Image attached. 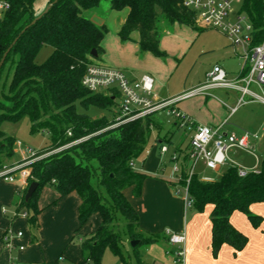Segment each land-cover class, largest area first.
I'll return each instance as SVG.
<instances>
[{
	"label": "trees",
	"instance_id": "trees-1",
	"mask_svg": "<svg viewBox=\"0 0 264 264\" xmlns=\"http://www.w3.org/2000/svg\"><path fill=\"white\" fill-rule=\"evenodd\" d=\"M0 1L9 5L0 15V61L17 39L0 69V122L28 118L33 133L48 132L51 144L36 157L68 146L29 166L30 184L37 182L38 188L28 201V188L25 189L18 210L27 213L28 225L35 230L41 213L38 199L45 187L53 188L58 198L76 193L81 199L79 228L94 214L101 218L99 227L82 242V259L77 264H100L106 250L121 264H128L126 243L136 240L139 243L132 247L133 255L137 264H145L139 247L156 243L160 237L140 232L138 213L124 191L131 189L134 197L141 196L148 175L136 171L133 160L144 153L152 130L160 131L162 122L158 115H151L110 128L115 116L93 119L79 111L91 106L110 110L119 105L117 92L92 93L82 85L87 67L101 59V42L108 33L106 26L95 25L82 16V11L96 8L102 0H48V5L52 4L49 12L32 26L29 25L41 14L34 9L36 0ZM110 4L112 10L129 11L118 33L121 41H132V35L138 34L140 51L157 58L167 57L159 47L160 19L169 26L203 30L197 26L195 12L184 6V0H110ZM243 10L261 36L264 1L243 0ZM43 45L51 46L53 52L38 65L35 58ZM92 50L96 58L91 56ZM156 141L159 151L171 143L167 135L157 136ZM15 142L0 130V171L12 158ZM188 161L189 154L181 165V178L174 185L185 186ZM188 192L197 211H203L208 204L214 207L213 253L217 254L224 244L241 251L248 238L231 225L230 216L235 211L242 212L255 228L264 221L262 216L250 212L252 204L264 203V155L257 173L242 178L237 167H229L214 182H203L193 175Z\"/></svg>",
	"mask_w": 264,
	"mask_h": 264
},
{
	"label": "crops",
	"instance_id": "crops-1",
	"mask_svg": "<svg viewBox=\"0 0 264 264\" xmlns=\"http://www.w3.org/2000/svg\"><path fill=\"white\" fill-rule=\"evenodd\" d=\"M128 13L129 11L120 18L121 20H118L119 25L113 33L117 35L116 50L118 52L122 51L118 56V58H121L117 62H112L113 65H105L102 60L103 55L101 57V65L123 70V67L128 64V70L126 69L124 72L132 83L139 82L146 75L154 79L157 88L155 92L152 90V98L165 100L176 97L175 95L179 93L170 94L168 92L167 95L166 93L162 95V92L158 88V85L162 83L165 73H167L165 64L168 59L157 58L151 53H142L138 45V34L132 35L134 45L131 50L128 48L129 45H127L129 41L123 42L118 36ZM90 21L97 26H106L105 23L100 21ZM106 46L108 45L105 37L101 42L104 52ZM126 50H129V52ZM134 50L138 56L136 64L132 61L126 63L122 60L125 53L134 52ZM160 50L165 51L164 49ZM235 55L239 58L236 52ZM141 66L143 67L141 68ZM206 78L203 83H205ZM234 93L238 97L237 93ZM208 98L205 97V99ZM205 99L202 96L188 99L179 103L178 108L195 125H219L225 119L224 113L213 116L207 109V101ZM260 123L261 125L264 124V120L260 121ZM255 145L256 143L254 144V149ZM160 155L159 147L156 146L147 153L142 163H133V168L136 171L148 175V178L143 183L141 196L134 197L131 189L124 191V196L138 213L140 232L145 235L159 236L166 233V231L184 234L185 258L183 264H264V221L255 228L244 213L235 211L230 216V223L248 238V242L241 251H235L230 245L224 244L217 254H214L212 251L211 222L213 205H206L203 211H197L193 206L186 207L183 197L178 195L174 190L177 186L174 185L177 183V180H171L172 178L166 177L163 171L161 173L163 162ZM203 168L205 169L204 166ZM19 174L20 176L17 173L14 174L15 178L13 181L0 179V264H10L13 259L19 261L20 264H49L56 261L59 257L64 258V264H77L81 262V244L85 238L92 235L99 227L101 224L100 216L94 214L86 225L79 228L78 208L81 204L79 196L76 193H71L63 198H58L55 190L52 191L50 188H44L38 199V207L41 209V213L38 216L37 235H32V230L28 225L27 219L12 217L13 211H19L21 197L26 188V180L20 172ZM195 175L198 177L196 172ZM202 178L209 177L208 175H204ZM202 178H199V180L202 181ZM212 182L214 181L212 180ZM2 208L8 210L6 215L2 214ZM189 208H193V212L190 218L185 221V210ZM250 212L264 218V203L252 204ZM7 230L23 233L22 238L13 239L14 247L10 250L5 249L1 241L3 234ZM78 234L81 236H78V244L76 245L74 239ZM163 240L167 244L169 243L168 237L165 236ZM18 245H22L24 250H18ZM167 250L168 248L165 250L166 258L163 261L151 260V264H176L174 257H171V261L169 253L166 252Z\"/></svg>",
	"mask_w": 264,
	"mask_h": 264
},
{
	"label": "rangeland",
	"instance_id": "rangeland-1",
	"mask_svg": "<svg viewBox=\"0 0 264 264\" xmlns=\"http://www.w3.org/2000/svg\"><path fill=\"white\" fill-rule=\"evenodd\" d=\"M47 6L48 0H36L34 3L36 13H42ZM127 12L128 9L122 11L112 10L110 0H102L96 8L82 11L83 17L89 20L105 23L106 27L109 29V32L105 36L108 46H106V49L104 48L105 52L103 51V54L101 55V57L104 55L102 60L105 65H113L112 62H117L118 59L121 58H118V56L122 51L118 52L116 50L117 35L113 33L119 25L118 20L126 15ZM197 26L202 28L199 24ZM158 29L160 34L159 47L160 49L165 50L164 52L167 54L166 59H168L165 64L167 73H165L162 83L158 85L162 95H164V93L167 95L168 92L170 94H181L196 88L203 83L215 65L221 66L227 73L228 79L231 80L236 78L242 68L243 61L235 55V52L241 54V47H232L229 39L216 29L202 28L203 30L199 32L177 24L169 26L163 19H160ZM128 43L129 44L127 45H129V47H127L131 50L134 43L133 41H129ZM126 51L129 52V50ZM52 52L53 48L51 46L43 45L35 58L36 64H43ZM137 57V52L134 50V52L125 53L122 60L126 63L132 61L136 64L138 62ZM97 63L102 64L101 59ZM127 65L123 67V71L126 69L128 70ZM142 67L143 66H141V68ZM136 73L139 74L138 71H136ZM156 88L157 85L154 83L152 89L153 92H155ZM210 94L212 97H209L208 99H205L204 97L207 101V109L213 116H218L219 113H224V117L227 120V126L225 127L226 131H234L237 134L245 132L257 133L259 140L256 142L254 150H243L237 147L231 148L227 154V161L225 164L219 166L214 172L205 170L202 163H199L195 170L196 174L199 178L208 175L211 180L217 181L223 176L229 167L242 168L248 173L257 172L260 167L259 161L264 155V124L261 125L260 123V121L264 120V105L258 103L245 105L239 108L231 117H228V109L232 108L236 103V94L233 91L225 90H213ZM116 103L119 104V99ZM117 108V105H115V107H112L110 110H101L91 106L86 110L80 109L79 111L90 115L93 119L102 116L112 118L113 116H116ZM157 119L162 122V129L160 131L152 130L144 153L134 159L133 163H142L147 153L154 147L158 146L156 141L157 136L164 137L167 135L168 138H170L171 143L168 147V153L160 155L163 162L161 173L162 171L165 172L164 175L172 178L171 180L177 179L179 172H176L174 169H180L184 157L189 154V144L193 133L188 128L180 126V122H178L173 116H166L163 114L162 116L158 115ZM0 130L7 137H12L16 141L13 156L10 160L6 161V167L4 169L9 170L18 167L21 165L20 162L26 160L24 164L22 163L23 166L17 170L18 172L15 173H17L18 176H20L19 172L25 174V177H23L26 180L25 189H27L31 185V170L29 169V166L34 161L41 159L36 156H34L35 159L30 158L29 152L32 151L34 154H37L39 151L49 146L51 144V136L46 131L33 133L28 118H22L17 122L2 120L0 122ZM47 156L49 155L44 157ZM50 189L54 191L53 188ZM174 190L176 191V189ZM192 212L193 208L185 210V221L190 218ZM31 234L36 236L37 229L32 230ZM79 235L80 234L76 235L74 239L76 245L78 244L77 239ZM146 236L150 235L147 234ZM165 236L167 237L166 233L160 235L157 243L141 245L139 247L144 263L151 264V260L163 261L164 258H166L165 250L167 248L168 250L166 252L169 253V257L172 261L171 257H174V249L169 243L167 244L163 240ZM126 249L128 250L129 255L126 257L128 264H137L132 252L131 244L126 243ZM100 264H121V262L109 250H106Z\"/></svg>",
	"mask_w": 264,
	"mask_h": 264
},
{
	"label": "built area",
	"instance_id": "built-area-1",
	"mask_svg": "<svg viewBox=\"0 0 264 264\" xmlns=\"http://www.w3.org/2000/svg\"><path fill=\"white\" fill-rule=\"evenodd\" d=\"M264 1V0H263ZM184 6L196 14V21L202 28H213L227 37L232 47L240 46L241 54L236 53L243 61L240 73L235 79H228L225 70L216 65L210 74L207 75L205 83L183 92L176 97L156 100L152 98V88L154 79L148 75L143 76L137 83H132L126 73L118 68L108 67L101 64H93L87 67L82 78L84 88L92 93H108L114 91L119 95V105L115 116V124L110 128L121 124L142 119L151 115L173 116L180 122V126L191 130L192 137L189 144V161L187 164L188 178L185 186L177 185L176 193L184 199L186 207L193 205L189 197L188 185L190 178L195 175V170L199 163L205 169L216 171L219 166H223L227 161V154L233 147L243 150H254V144L259 140L257 133H241L226 131L227 120L216 126L195 125L193 121L178 108V104L195 97H212L210 92L213 90L234 91L237 93V103L228 109L231 117L242 106L251 103L264 105V28L260 36V30H256L247 13L243 10V0H184ZM9 5L0 1V15L7 10ZM69 135H71L69 133ZM81 142L77 141L76 143ZM68 147V146H66ZM62 147L46 155L60 152ZM168 147L163 145L160 149L161 155L166 154ZM30 158L35 154L30 151ZM40 156L38 158H43ZM26 162V161H25ZM24 164V163H23ZM23 166L0 171V179L13 181L15 172ZM238 169V175L242 178L249 173L242 168ZM177 182L181 178V169ZM257 173V172H255ZM25 177V174L21 172ZM203 182H212L210 178H202ZM3 215L8 213L6 208H2ZM12 217L27 219L25 211H13ZM169 244L174 247L173 256L176 264H183L185 258V237L184 234L166 231ZM22 232L7 230L2 238V245L10 250L14 247L13 239L22 238ZM22 251L24 247L17 246ZM64 258L59 257L56 261L49 264H64ZM10 264H20L16 259L11 260ZM90 264V263H86Z\"/></svg>",
	"mask_w": 264,
	"mask_h": 264
},
{
	"label": "water",
	"instance_id": "water-1",
	"mask_svg": "<svg viewBox=\"0 0 264 264\" xmlns=\"http://www.w3.org/2000/svg\"><path fill=\"white\" fill-rule=\"evenodd\" d=\"M59 0H55L54 1V3H57ZM51 6H52V4H50V5H48L47 7H46V9L34 20V21H32V23L29 25V26H32V25H34L37 21H39L45 14H47L48 12H49V10H50V8H51ZM28 26V27H29ZM28 27H26V29L28 28ZM25 29V30H26ZM24 32V31H23ZM17 42V39L13 42V44L9 47V49L6 51V53L4 54V56H3V58L1 59V61H0V69H1V67L3 66V64H4V61H5V59H6V57H7V55H8V53L10 52V50H11V48L13 47V45L15 44ZM91 56L92 57H94V58H96L97 57V54H96V52H95V50H92L91 51ZM37 188H38V183L37 182H33V183H31V185L29 186V188L27 189V192H26V195H25V201H28L32 196H33V194L35 193V191L37 190ZM139 243V241L138 240H136V241H132L130 244H131V246L132 247H134V246H136L137 244Z\"/></svg>",
	"mask_w": 264,
	"mask_h": 264
}]
</instances>
